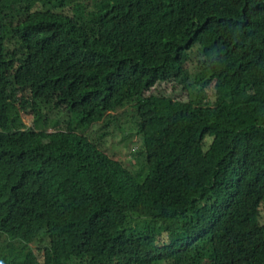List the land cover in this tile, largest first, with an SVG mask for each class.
Returning a JSON list of instances; mask_svg holds the SVG:
<instances>
[{
	"label": "trees",
	"instance_id": "16d2710c",
	"mask_svg": "<svg viewBox=\"0 0 264 264\" xmlns=\"http://www.w3.org/2000/svg\"><path fill=\"white\" fill-rule=\"evenodd\" d=\"M126 106L141 180L77 132ZM0 262L264 264V0H0Z\"/></svg>",
	"mask_w": 264,
	"mask_h": 264
},
{
	"label": "rangeland",
	"instance_id": "374dc122",
	"mask_svg": "<svg viewBox=\"0 0 264 264\" xmlns=\"http://www.w3.org/2000/svg\"><path fill=\"white\" fill-rule=\"evenodd\" d=\"M13 15V19H16ZM74 21L79 26H92L94 22H90L88 17L79 11L74 15ZM87 27V26H86ZM197 79V72L188 71V74L182 79L172 80L168 83H158L152 89L144 94V96L154 95L170 98L180 102H195L198 96H205L206 90H201L202 82L209 79V75L201 73ZM208 98H211L208 92ZM23 123L29 129L44 130L47 133L52 132L56 127L54 123L56 118H60V114L43 111L40 117L33 118L29 114L20 112ZM107 125L101 123L92 124L87 130H77L78 133H84L93 142L99 144V148L108 157L120 162L133 176L138 179L146 174V164L144 162V154L141 151V139L135 130V114L131 106L118 109L110 114ZM208 141V138L206 139ZM142 224L139 216H128L127 227L135 228ZM35 252V251H34ZM0 264H2L0 262Z\"/></svg>",
	"mask_w": 264,
	"mask_h": 264
}]
</instances>
